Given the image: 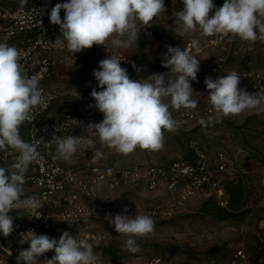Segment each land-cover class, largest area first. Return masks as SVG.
I'll return each mask as SVG.
<instances>
[{"label": "clouds", "instance_id": "obj_1", "mask_svg": "<svg viewBox=\"0 0 264 264\" xmlns=\"http://www.w3.org/2000/svg\"><path fill=\"white\" fill-rule=\"evenodd\" d=\"M181 3L183 8L175 11L173 23L181 26L184 33L264 42V0H224L219 7L213 0H181ZM27 4L28 0H20V7ZM167 11L164 0H67L51 8L49 20L60 29L55 46L66 48L74 57L94 45L104 48L109 42L117 50L138 45L140 33ZM188 48L198 52L199 40L191 39ZM122 61L119 55H109L99 61V70L93 71L100 90L92 89L90 96L95 103L89 107L98 109L103 119L85 128L98 138L102 147L122 155L138 148L159 151L164 146V133L177 130L172 112L183 109L188 113L198 106L191 82L197 81L200 59L185 48L169 45L161 57V66L168 71L139 79L130 78L127 69L121 66ZM133 67L138 74L142 71L134 63ZM204 84L212 112L223 117L246 112L264 115V87L251 93L241 89L236 71L215 79L206 77ZM43 103L38 77L25 74L20 51L0 43V153L9 149L18 153L10 168L0 166V234L5 238L14 231V217L10 213L34 214L42 207L36 195L26 196L24 190L29 166L40 157L39 142L34 137L31 141L24 140L21 127L34 120L33 110ZM217 122L213 116L199 120L204 127ZM49 144L55 145L53 159L68 163L83 146L80 137L74 135L54 134ZM104 158L101 150L92 154L93 161ZM111 173L108 169V174ZM105 220L124 237L122 250L130 253L138 252V240L155 231V221L148 214H107ZM18 242L29 246L19 251L16 264H98L99 260L92 243L68 231L56 239L28 230L21 233ZM50 251L54 255L49 259L45 254ZM42 256L45 259L41 260Z\"/></svg>", "mask_w": 264, "mask_h": 264}, {"label": "rangeland", "instance_id": "obj_2", "mask_svg": "<svg viewBox=\"0 0 264 264\" xmlns=\"http://www.w3.org/2000/svg\"><path fill=\"white\" fill-rule=\"evenodd\" d=\"M6 3V0H2ZM32 0H28V4ZM20 6V0L13 1ZM167 12L156 18L153 26L140 33L138 45L129 49H112L122 53L142 68L140 77L146 78L152 73H165L161 66V57L167 52V46L185 48L191 39L200 43L199 51L192 49V54L200 59V83L210 77L215 70L226 74L230 70L264 72V50L252 42L239 38H226L221 45L214 46L215 37H205L199 32L184 33L181 26L174 25V13L183 8L181 0H164ZM222 6L224 0H213ZM26 5V6H27ZM13 6V3H11ZM109 56L105 49L95 46L82 59L65 69L58 66L46 86L60 95V99L51 110L49 118L62 116L64 111L83 113L92 123L102 121L103 115L95 107L90 96L93 88L99 91L98 82L93 75L99 70V61ZM202 95V87L198 88ZM78 94H77V93ZM208 90L203 98L194 95L203 106L208 104ZM167 102V101H166ZM175 112V111H174ZM217 123L204 127L199 120L190 122L175 132L164 133V146L161 150L150 152L137 149L128 155L116 153L102 147L98 138L92 136L89 144L83 145L74 155L72 162L57 160L61 165L71 168L94 165L108 172L137 164H166L177 159H188V142L195 140L207 152L214 162L219 152H224L228 160L227 173L220 175L223 188L233 182L244 190L247 211L238 218L218 220L205 215L203 205L212 196L199 195L187 201L184 207L171 218L152 217L155 231L146 238L138 240L140 250L136 253L124 251V237L118 235L106 221L93 223L95 227L111 231L107 242L93 246L98 257H106L101 248H109L112 253L108 259L117 257L126 264H145L153 257L162 259V264H264V115L243 113L235 117L212 115ZM101 150L105 158L93 161L92 154ZM169 195L166 187L156 190L144 188L108 191L101 189L94 202L101 206H112L116 211L122 205L137 209V214H148L167 204ZM149 215V214H148Z\"/></svg>", "mask_w": 264, "mask_h": 264}, {"label": "built area", "instance_id": "obj_3", "mask_svg": "<svg viewBox=\"0 0 264 264\" xmlns=\"http://www.w3.org/2000/svg\"><path fill=\"white\" fill-rule=\"evenodd\" d=\"M13 1L6 0L4 3L0 0V43L15 46L20 51L25 74L37 76L43 92L44 103L33 110L34 120L26 122L21 127V136L24 140L31 141L34 137L39 142L40 157L29 166L24 190L26 196L36 195L41 200L42 207L34 214L24 211L10 213L14 217V231L7 238L0 234V264H16L19 251L29 246L27 243L21 245L18 242L21 233L28 230H34L37 235L44 234L56 239H59L64 231H68L78 239L87 240L93 246L105 244L111 236V231L95 227L93 223L105 220L107 214L134 216L137 209L122 205L116 211L112 206L96 204L94 198L101 189L108 191L138 188L156 190L166 187L169 200L165 206L149 211L148 214L152 217L171 218L184 207L189 199L199 195L212 196L220 207L228 208V197L219 178L228 171L227 157L224 152H219L213 162L195 140L188 142L190 153L188 159H177L166 164H137L116 169L111 175L98 166L71 168L54 160L55 145L49 144L52 136L54 134L60 137L74 135L80 137L82 145L89 144L92 135L85 126L92 123V120L85 115L71 114L50 119V112L60 99V95L48 88L46 83L58 66L70 69L90 49L76 53L72 57L66 48L55 46L54 41L60 29L58 25L50 23V10L55 4L64 3L67 0H32L25 7L15 5ZM60 15L63 18L64 12L61 11ZM226 38L216 36L212 45H221ZM189 43L185 49L192 52V49L188 48ZM253 44L264 50V42L258 40ZM103 49L109 55H119L123 60L121 65L129 64L135 76H140L141 72L138 74L133 67L134 61L112 49L109 44H106ZM231 71L239 74L241 89L251 93L264 87L262 71L230 70L226 74ZM226 74H218L215 70L210 77L215 79ZM191 83L195 92H199L198 88L202 87L203 92L200 93L203 94L194 93V95L203 98L207 91L204 81ZM214 114L211 106H203L200 103L196 109L188 113H185L183 109L172 112L173 118L177 121V129H182L190 122ZM56 128L57 131H55ZM17 155L18 153L12 149L6 153H0V166L10 168ZM124 208L128 209L127 213L122 212ZM38 216L41 217L35 219ZM52 255H54L52 251L45 254L49 259ZM45 256L40 259H45ZM98 264L126 263L99 256ZM145 264H162V259L153 257Z\"/></svg>", "mask_w": 264, "mask_h": 264}, {"label": "trees", "instance_id": "obj_4", "mask_svg": "<svg viewBox=\"0 0 264 264\" xmlns=\"http://www.w3.org/2000/svg\"><path fill=\"white\" fill-rule=\"evenodd\" d=\"M121 66L127 69L130 78L135 79V72L129 64L124 63ZM58 110H59V113L61 115H63V114H71L74 116H76V115L77 116H83L84 115L83 113L77 112V111L63 112L64 111L63 107L59 108ZM50 119L53 120L54 118H50ZM224 190H225V193H226V195L228 197V201H229L228 208L220 207L218 205L217 200L214 197H211L203 205L202 210L205 213V215L212 216L218 220H230V219L238 218L242 214H246L247 211H245V210L243 212L241 211L246 206L245 193H244V190L241 188V186L235 185L233 182H230L227 184V186L224 187ZM101 250L104 253V255L106 256L105 258L108 259L107 255L112 253V251L109 250V248H107V247L101 248ZM120 257L121 256L119 255L117 257H111L108 260L119 261L118 258H120ZM120 262H122V261H120Z\"/></svg>", "mask_w": 264, "mask_h": 264}]
</instances>
